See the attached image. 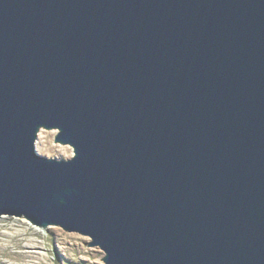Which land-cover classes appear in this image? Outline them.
Here are the masks:
<instances>
[{
  "label": "water",
  "instance_id": "water-1",
  "mask_svg": "<svg viewBox=\"0 0 264 264\" xmlns=\"http://www.w3.org/2000/svg\"><path fill=\"white\" fill-rule=\"evenodd\" d=\"M0 216L104 264H264V0H0Z\"/></svg>",
  "mask_w": 264,
  "mask_h": 264
},
{
  "label": "rangeland",
  "instance_id": "rangeland-1",
  "mask_svg": "<svg viewBox=\"0 0 264 264\" xmlns=\"http://www.w3.org/2000/svg\"><path fill=\"white\" fill-rule=\"evenodd\" d=\"M57 130L40 129L34 147L45 157L69 159L73 149L54 142ZM90 238L60 227L40 228L15 216H0V264H104Z\"/></svg>",
  "mask_w": 264,
  "mask_h": 264
},
{
  "label": "built area",
  "instance_id": "built-area-1",
  "mask_svg": "<svg viewBox=\"0 0 264 264\" xmlns=\"http://www.w3.org/2000/svg\"><path fill=\"white\" fill-rule=\"evenodd\" d=\"M19 218V217H18ZM22 219H24V218H22ZM26 220V219H25ZM28 221V220H27ZM29 222V221H28ZM29 224H30V222H29ZM33 225V224H32Z\"/></svg>",
  "mask_w": 264,
  "mask_h": 264
}]
</instances>
